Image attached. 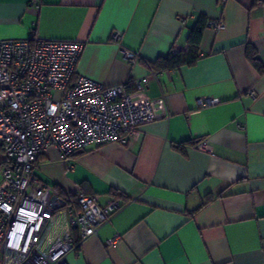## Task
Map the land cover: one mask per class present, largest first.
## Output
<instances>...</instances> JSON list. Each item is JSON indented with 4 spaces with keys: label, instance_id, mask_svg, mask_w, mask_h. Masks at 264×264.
Listing matches in <instances>:
<instances>
[{
    "label": "crops",
    "instance_id": "1",
    "mask_svg": "<svg viewBox=\"0 0 264 264\" xmlns=\"http://www.w3.org/2000/svg\"><path fill=\"white\" fill-rule=\"evenodd\" d=\"M200 16L207 26L194 65L151 68L188 51ZM32 31L81 41L76 72L126 84L156 116L125 143L89 145L68 159L49 146L39 156L35 174L61 195L125 201L68 264H264V74L246 58L250 43L264 63V0H0V39ZM181 143L185 154L174 148Z\"/></svg>",
    "mask_w": 264,
    "mask_h": 264
},
{
    "label": "built area",
    "instance_id": "2",
    "mask_svg": "<svg viewBox=\"0 0 264 264\" xmlns=\"http://www.w3.org/2000/svg\"><path fill=\"white\" fill-rule=\"evenodd\" d=\"M210 25L224 28L222 20ZM82 48L79 40L45 39L34 31L0 39V264H68L67 254L125 203L116 196L101 205L97 195H61L35 174L49 146L68 159L89 145L125 143L156 118L151 100L134 98L126 84L78 74ZM123 56L135 58L129 50ZM146 84L136 79L135 90Z\"/></svg>",
    "mask_w": 264,
    "mask_h": 264
},
{
    "label": "trees",
    "instance_id": "3",
    "mask_svg": "<svg viewBox=\"0 0 264 264\" xmlns=\"http://www.w3.org/2000/svg\"><path fill=\"white\" fill-rule=\"evenodd\" d=\"M207 26V19L205 16H200L194 25L189 29L186 38L188 51H170L165 56H159L156 60L150 63L151 68L155 70L162 69H175L183 65L192 66L199 58L200 41L204 28ZM246 58L249 63L256 69L259 74H264V63L260 61L257 56V51L253 45L248 43L246 45ZM198 141V140H197ZM197 141L187 142L190 145L195 144ZM186 143L177 144L175 149L185 154ZM119 197V196H116ZM120 198V197H119ZM213 196L207 195L198 209L205 206L211 201ZM197 209V210H198Z\"/></svg>",
    "mask_w": 264,
    "mask_h": 264
}]
</instances>
